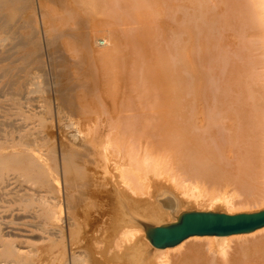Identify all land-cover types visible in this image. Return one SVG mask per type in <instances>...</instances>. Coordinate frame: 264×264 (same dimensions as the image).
Instances as JSON below:
<instances>
[{
	"label": "bare ground",
	"instance_id": "obj_1",
	"mask_svg": "<svg viewBox=\"0 0 264 264\" xmlns=\"http://www.w3.org/2000/svg\"><path fill=\"white\" fill-rule=\"evenodd\" d=\"M49 1L73 3L78 27H50L43 45L33 0H0V92L11 119L0 137V264H263L264 239L241 245L229 257L226 251L233 237L264 228L194 236L166 249L153 247L146 234V227L175 223L188 210L264 206V84L255 88L248 78L252 68H241L250 75L239 85L236 61L228 66L233 77L224 88L238 95L232 93L231 101L223 94L230 109L223 105L226 112L216 120L204 111L213 79L199 60L212 56L211 44L229 41L220 31L231 27L230 16L213 5L214 10L213 0L169 1L170 51L182 62L178 69L155 43L159 26L153 18L161 0ZM228 2L249 21L264 59V0ZM79 9L88 17L102 16L99 25L114 29L102 38L108 46L99 47L97 39L92 46L93 35L85 30L92 22ZM130 21L134 30H120ZM210 47L216 57L228 54L222 47L218 56L219 45L217 53ZM222 65L216 75L223 77ZM216 81L210 86H221ZM125 86L128 92H120ZM190 104L193 119L184 124L189 111L183 109ZM199 117L201 137L195 133ZM52 121L56 137L49 130Z\"/></svg>",
	"mask_w": 264,
	"mask_h": 264
},
{
	"label": "rangeland",
	"instance_id": "obj_2",
	"mask_svg": "<svg viewBox=\"0 0 264 264\" xmlns=\"http://www.w3.org/2000/svg\"><path fill=\"white\" fill-rule=\"evenodd\" d=\"M47 1H49V0H46V1H44V3H43V0H33V9L34 10H32V15L35 17L34 19L36 20V26H37V28L40 30V34H39V41H40V43H42L43 45H44V43H45V38H46V35L48 36V29L50 28V27H54V28H57L58 30H64V31H75L76 30V28L78 27V24L76 23V21H77V19L76 18H78L79 16L77 15V14H75L76 13V11H77V7H75V5H73V3H71L70 4V6H62V5H59V4H57V3H54V1H49V2H47ZM146 1L147 0H145V3H146ZM162 2H161V5H162V8H161V5H160V7H159V9H160V12L158 13V17L159 18H156V17H154L153 18V20H154V24L155 25H157L158 24V26L159 27H157V26H155L154 28H155V30H157L158 32H159V34H158V32L156 33V35H157V40H156V42L155 43H157L158 45H159V47H161V49H163L162 51L164 52V55L165 56H168L169 57V55H170V57L168 58V57H166V58H168L169 59V63H171L170 64V66L172 65V67L173 68H178L179 69V67L182 65V62L181 61H179V60H177L178 59V57L176 56L175 57V55H176V53H172V51H170L171 49H173L172 47L174 46V45H172L173 43H171V42H173V40L171 39L172 37H171V34L169 33L170 32V28H171V22H172V15L170 16V14H171V10H170V0H161ZM229 0H213V2L214 3H216V4H212V7H213V5H214V7H216L215 9H217L218 10V12L222 15V13H223V16L226 14V15H229L230 16V21H233L234 23H236V25H234V23L233 22H231L232 24H231V27H229L227 30H224V31H222L223 29H221V35H226L227 37H229V38H227L229 41H227L226 40V37L225 38H223V39H221V40H223L222 41V44H221V41H220V43L219 44H211L210 46H214V47H212V49L214 48H216V46L218 47V45H219V48H217V49H219L218 50V56L219 55H221L222 53H223V51H221L222 53L220 54V48H221V50H223V49H225V50H227V51H225L224 50V52H225V54L224 55H226L227 53L229 54H227L225 57H222V55L221 56H219V57H216L217 56V54H215V52H213V51H211L210 52V50L211 49H209V48H211L210 46H209V48H208V50H207V54H208V52L209 53H211V55L213 56H211V55H209V56H211V57H208V59L209 58H211L210 59V62H208V66H206V68H203L202 69V66H204L205 67V65L204 64H206V62H207V60L208 59H206L207 57H205V59L203 58V56H201V59L199 60V67H200V69L201 70H203L204 71V69H205V71L204 72H206V70H207V68L209 67L210 69H208L207 70V73L205 74L206 75V77H207V75H208V77L210 78V77H212V78H210V79H213V80H211V81H216L215 79L217 78L218 79V77H219V75L222 77V75H223V73H222V71H224V70H221V72L220 73H222V74H217L216 75V72H218L219 70H220V68L221 67H223V65L222 64H224V65H226V67L224 66V69L226 68V70H228L229 71V69L230 68H228V66L229 65H233V66H235L234 64L236 63V61H237V64L236 65H238V63L239 64H241V65H238L239 67L237 68L238 69V72H235V75H236V73H237V80H235L236 82H240V84L239 85H241V83L242 82H244V78L246 79V77H247V74H249L250 75V73L252 72V74L250 75V77H248L249 78V81L251 80V82H254V85H256L257 87H255V88H257L258 89V87H261V85H263L264 84V78H262L263 76H264V65H263V63H264V59H263V55H262V52L260 51V48H259V44L256 42V35L254 34V31H253V29L250 27V23H249V21L247 20V23H246V20H244L243 19V17H239V15L240 14H238V13H235V14H238V15H235L234 13H233V10L231 9V5H232V3L231 2H228ZM46 2V3H45ZM50 3V4H49ZM36 4V5H35ZM45 4H46V6L47 7H45ZM55 4V5H54ZM218 4V5H217ZM229 6H231V7H229ZM45 7V8H44ZM52 7V8H51ZM214 7H213V9H214ZM228 7V8H227ZM47 9V10H46ZM165 9V10H164ZM214 9V10H215ZM232 11H231V10ZM36 10V11H35ZM74 10H75V12H74ZM81 9H79L78 11H79V13L83 16V17H86V18H88V20L90 21V22H92V23H90L89 25H88V27H86L85 28V30L87 31V30H89L90 31V33L93 35L92 37V46L93 47H97V45H96V43H95V40L97 39L98 41H97V43H98V45H99V47H105V46H108L109 44L108 43H106V40H104V39H102V38H104V36H106V35H109V33H111V31H113L114 29L112 28V29H110V27L109 26H100L99 25V23L102 21V20H104V18L102 17V16H93V17H88V16H86L83 12H81L80 11ZM138 10V9H137ZM141 10V9H140ZM217 10H216V12H217ZM163 11V12H162ZM165 11V12H164ZM231 12V13H230ZM168 13H169V15H168ZM164 14V15H163ZM179 14H181L182 15V12H179ZM180 15V16H181ZM78 16V17H77ZM235 16V17H234ZM241 16V15H240ZM81 17V16H80ZM160 17H162V18H160ZM171 17V18H170ZM237 17V18H236ZM37 18V19H36ZM156 18V19H155ZM238 19L237 21L235 20V19ZM240 19H241V21H240ZM156 20V21H155ZM171 21V22H170ZM131 22V21H130ZM244 22V23H243ZM97 23V26H96V28H93V25L94 24H96ZM245 23H246V25L247 26H244L245 25ZM129 24V23H128ZM240 26V27H237V26ZM241 25L243 26V27H241ZM249 26V27H248ZM236 27V28H235ZM115 28V27H114ZM136 28V25L134 26V22H131L129 25H124V26H121L120 27V30H124V31H130V30H134ZM233 28V29H232ZM247 28H248V30H247ZM159 29V30H158ZM160 29H162L161 31H160ZM230 29L232 30V31H230ZM234 29H235V31H234ZM239 29V30H238ZM244 29V30H243ZM45 30V31H44ZM43 31H44V33H43ZM169 31V32H168ZM238 31H240V32H238ZM156 32V31H155ZM224 32V33H223ZM235 32V33H234ZM238 32V33H237ZM240 33V34H239ZM164 34V35H163ZM231 34H232V36H231ZM159 35V36H158ZM162 35V36H161ZM41 36H42V38H41ZM171 38H170V37ZM45 37V38H44ZM161 37V38H160ZM159 38V39H158ZM169 40V41H168ZM170 40H171V42H170ZM233 40V41H232ZM66 40H63L62 42L64 43ZM227 41V42H226ZM227 43V45H226V43ZM225 43V44H224ZM236 43V44H235ZM164 44H165V46H164ZM224 44V45H223ZM226 45V46H225ZM244 45V46H243ZM223 46H225V48L223 47ZM166 47V48H165ZM222 47H223V49H222ZM170 48V49H169ZM256 48H257V50H256ZM213 49V50H214ZM217 49H215L216 50V53H217ZM165 50V51H164ZM166 50H167V53H165L166 52ZM199 50H200V48H199ZM227 52V53H226ZM247 54H246V53ZM252 52V53H251ZM254 52V53H253ZM72 55V53L71 52H66V54H67V56L69 55ZM207 54H205L206 56H207ZM216 55V56H215ZM223 55V56H224ZM227 56H228V58H229V56H231L230 58H233V59H231L230 60V58H229V61H228V58H227ZM68 58H69V56H68ZM71 58V57H70ZM198 58H200V56L198 57ZM214 58H218L217 60L219 61V62H217V64H218V66L219 65H221V66H216V67H218V68H216L215 67V65H217V64H215L216 63V59H214ZM220 58H222V61L223 62H221L220 61ZM223 58L225 59V60H223ZM203 59L204 60H206V62L205 61H203ZM227 59V60H226ZM254 59V60H253ZM44 60H45V62H46V64H47V58L45 57L44 58ZM233 60V61H232ZM259 60V61H258ZM200 61H201V63H200ZM209 61V60H208ZM212 61L214 62L213 63V65H212ZM224 61H225V63H224ZM227 61V62H226ZM235 61V62H234ZM221 62V63H220ZM233 64H232V63ZM249 62V63H248ZM210 63H211V65H212V67H213V69H214V71H213V73L212 74H208V71H209V73H211V67H210ZM231 63V64H230ZM181 64V65H180ZM201 64V65H200ZM250 64H251V66H250ZM176 65H177V67H176ZM180 65V66H179ZM244 65H247V66H244ZM233 66H230V67H233ZM242 66V67H241ZM248 66H249V68H248ZM258 66H259V68H258ZM237 67V66H236ZM245 67H247V68H245ZM239 68L241 69H248L249 71L251 70L250 68H252V70L250 71V73L248 72L247 73V71H244V70H240L239 71ZM217 71H216V70ZM222 69V68H221ZM232 69V68H231ZM230 69V70H231ZM237 69H236V71H237ZM224 71V75L225 76H227V75H229L230 73H231V71H229L228 73H227V71ZM242 71V72H241ZM97 72L99 73V74H101L100 73V71L97 69ZM184 72V71H183ZM240 72V73H239ZM185 73V72H184ZM184 73H183V76H185L184 75ZM225 73H227V74H225ZM240 74V76H239V74ZM245 73V75L243 76V74ZM255 73V74H254ZM262 73V74H261ZM209 75H212V76H209ZM216 75V76H215ZM231 75H233V73H231ZM231 75H229V76H227V77H225V76H223L222 78L221 77H219V79L220 80H217L216 82L217 83H220L221 84V86L219 85V84H215L214 82H213V86L211 85L210 86V84H211V81H210V84H209V93H211L210 95L208 94V96L210 97L211 96V99L209 98V100H208V97L207 98H204V102H207L205 105H208V106H205L204 105V111L205 112H208L207 114H212L213 115V118L212 119H215V118H220L221 116V113H225L226 111H228L230 108H229V102L231 103V101H232V96H234V95H238L237 94V92H232V93H234V95H232V93L230 92H226V89L224 88L225 86H227V84L229 83V80L233 77V76H231ZM254 75V76H253ZM260 75H262V76H260ZM100 76V75H99ZM182 76V77H183ZM215 76V77H214ZM231 76V77H230ZM246 76V77H245ZM207 77V78H208ZM214 77V78H213ZM226 79H225V78ZM235 77V76H234ZM235 77V78H236ZM242 77H243V79H242ZM256 77V79H254ZM223 78L225 79V80H223ZM241 78V79H240ZM262 78V79H261ZM227 79H228V81H227ZM254 79V80H253ZM258 79H260V80H258ZM38 81H40V82H44V80H43V78H39V80ZM220 81H222V82H220ZM223 81H227V83H225V82H223ZM231 81V80H230ZM232 82V81H231ZM231 82H230V84H231ZM238 82V83H239ZM257 82H259V84L257 83ZM222 83H224V86H223V84ZM257 83V84H256ZM263 83V84H262ZM216 85V86H215ZM259 85V86H258ZM223 86V87H222ZM229 86V85H228ZM227 86V87H228ZM212 87V88H211ZM213 87H214V89H213ZM219 87H220V90H215V89H219ZM221 87H222V90H221ZM126 86L124 87V88H122L121 90H120V92H122V93H124V92H128L127 90H126ZM223 88L225 89L224 90V92H223ZM124 89V90H123ZM215 90V91H212V90ZM212 92H211V91ZM186 92H185V95L187 94V92L188 91H191L190 89H187V90H185ZM222 91V93H220V92ZM102 92V91H101ZM214 92H215V94H214ZM189 93V92H188ZM190 93H192V91L190 92ZM189 93V94H190ZM219 93V94H218ZM224 93H226L225 95H226V97L228 96V94L230 95V96H228V99H229V97H230V99H231V101H227V99H226V97H225V95L223 96V94ZM214 94V95H213ZM219 95V96H221V98L219 97V96H217V95ZM221 94V95H220ZM192 95V94H191ZM191 95H186L188 98H190V96ZM213 95V96H212ZM232 95V96H231ZM0 121H2L1 123H0V137L1 136H3L4 134H5V132L7 131V130H9V126H10V117L8 116V113H9V106H8V104H7V102L6 101H4L6 98L5 97H3L2 96V93L0 92ZM235 96V97H236ZM213 97V98H212ZM219 97V99H217ZM225 97V101L223 100V98ZM216 98V99H215ZM212 99L214 100V104H213V102H211L212 103V106H214V107H212L211 105H209V104H211V103H209L210 102V100L212 101ZM220 99H222L223 101L221 102V100ZM202 100H203V98H202ZM219 100H220V102H219ZM106 104H107V106H109V104H111V103H109V101L108 100H105L104 101ZM108 102V103H107ZM190 102V101H189ZM217 102H219L218 104H217ZM226 102V104L227 105H229V106H226V105H224V103ZM217 104V106H215ZM223 105H224V108L226 107V109H227V107H228V109L225 111L224 110V108H221V107H223ZM190 106L192 107V108H190ZM211 106V107H210ZM189 108H188V110L186 109L187 108V106H186V108H184L183 110H185V111H183L185 114H186V111L188 112V114H189V116L186 118V115H188V114H186L184 117H183V119L185 120V121H187V122H183L184 124L185 123H188V122H190L189 120H191V119H193V118H191L190 119V117H192V115H191V111H192V114H193V112L195 111V106L194 105H192V104H190L189 106H188ZM200 107V106H199ZM205 107H207V108H205ZM217 107V108H216ZM221 109H220V108ZM219 108V109H218ZM198 109H202V106L200 107V108H198ZM211 109V110H210ZM210 110V111H209ZM214 110L216 111V112H214ZM212 111V112H211ZM219 111H221V112H219ZM217 112H218V114L219 115H217ZM183 113V114H184ZM216 115V116H215ZM198 119H201L200 117L199 118H197V124H198V127H200L201 128V122H200V120H198ZM183 120V121H184ZM216 120V119H215ZM217 120H219V119H217ZM180 121H182V119L180 120ZM181 123V122H180ZM183 123H181V124H183ZM4 124H5V126H4ZM183 124V125H184ZM219 126V125H218ZM51 128V129H50ZM214 128H216L215 130H217L216 132H217V135L220 137V132H219V129H218V127H217V125H214ZM220 128V130H222V132H223V130L224 129H222L221 127H219ZM55 129V130H54ZM57 129V127H56V124H53V121L51 122V124H49V130H50V132L51 133H53V135L56 137L57 136V134H58V131L56 130ZM198 131H196V129H195V133H196V135H198V133H199V136L201 137V135H203V133H202V128L201 129H197ZM57 131V132H56ZM201 131V132H200ZM202 133V134H201ZM224 134H225V131L223 132ZM223 133H221V135H223ZM221 139V138H220ZM101 171H102V169H98V173L100 172V174H97V175H99L98 177L99 178H101V176H102V173H101ZM96 175V176H97ZM264 209V206H259V208L257 207H251V208H244V209H234V210H230V211H226V209H223V208H214V209H200V210H197V209H194V210H188V211H198V212H219V213H225V214H229V215H233V214H239V213H253V212H258V211H260V210H263ZM188 211H186V212H188ZM229 212V213H228ZM27 220V219H26ZM16 222H18V223H20V222H22V221H16ZM171 223H173V222H168V224H171ZM164 225H166V224H164ZM162 226V225H161ZM264 231H262V232H259V233H257V234H255V235H253V236H246V237H233L231 240H230V243H229V246L227 247V251H226V255H228V256H226V257H229V256H232V255H234L238 250L237 249H240V246L242 245V246H246L247 244H250L251 242H253L254 241V239L255 240H263L264 238ZM201 243V242H200ZM203 243V245H204V249H208V244H206L205 242H202ZM238 246V247H237ZM185 251V247L182 249V250H180V251H178V250H174V251H171L170 253H171V257H176L177 255H179L180 253H183ZM210 254H212V253H210ZM216 256H219L217 253H214ZM219 257H221V256H219ZM219 257H217V258H219ZM223 257H221V258H219V259H222ZM264 264V263H263Z\"/></svg>",
	"mask_w": 264,
	"mask_h": 264
},
{
	"label": "water",
	"instance_id": "obj_3",
	"mask_svg": "<svg viewBox=\"0 0 264 264\" xmlns=\"http://www.w3.org/2000/svg\"><path fill=\"white\" fill-rule=\"evenodd\" d=\"M146 227V226H145ZM264 228V209L253 213L182 212L175 223L146 227L147 239L157 249L172 248L194 236L249 234Z\"/></svg>",
	"mask_w": 264,
	"mask_h": 264
}]
</instances>
